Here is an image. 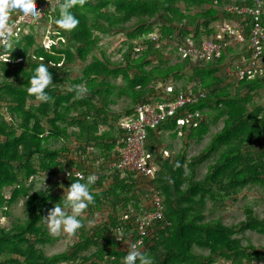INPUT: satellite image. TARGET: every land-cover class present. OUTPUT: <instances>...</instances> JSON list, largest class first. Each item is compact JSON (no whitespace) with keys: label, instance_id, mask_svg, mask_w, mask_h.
<instances>
[{"label":"trees","instance_id":"obj_1","mask_svg":"<svg viewBox=\"0 0 264 264\" xmlns=\"http://www.w3.org/2000/svg\"><path fill=\"white\" fill-rule=\"evenodd\" d=\"M182 1L199 6L208 0H86L83 7L72 9L80 24L69 33L55 24L59 10H51L57 4L54 0L43 20L44 25L53 27L55 34L50 40L54 43L49 48L38 44L36 29L27 27L20 32V44L9 61L0 60V208L8 207L4 213L9 218L6 225L0 224V264H123L130 244L140 239L136 225L121 218L131 209L135 215L153 210L154 194L149 183L164 197V220L155 223L138 248L153 256L155 264H215L222 260L257 264L264 260V246L243 244L247 232L264 235V217L248 209L247 218L235 226L225 225L221 219H206L208 199L216 205L254 184L264 187V107L256 101L259 91H264V79L236 85L226 75L218 76L219 70L228 65L230 47L211 62L193 64L183 59L179 47L187 45L188 40L200 44L204 38H211L216 23L226 14L223 0H211L212 8L196 15L181 12L177 6ZM42 2L35 0V7ZM156 21L159 31L154 30ZM153 33L160 35L159 48L149 39ZM97 34H123L127 46L118 50L120 57L116 60L101 51L99 57H92L83 75L72 80L69 65L87 61L88 49H101ZM140 40L146 48L137 53ZM171 56L177 61L172 63ZM40 63L48 66L53 76V85L46 89L52 97L49 103L37 101L27 91ZM120 76L123 87L117 84ZM69 80V91L60 95L58 87ZM170 81L175 84L173 97L189 87L210 92L207 99L184 108L185 112H201L204 119L197 128L184 130L182 137L176 118L149 129L147 149L156 160V177L152 181L125 177L111 166L118 157L120 123L134 115L135 106L160 102L161 85ZM77 84L87 89L79 100L71 90ZM124 97L131 100L130 106L116 112L113 106ZM221 119L223 127L212 135L207 147L188 159L191 142L203 140ZM101 126L108 129L102 132ZM166 133L183 141L179 153L165 150ZM59 141L62 146L55 147ZM251 147L259 148V152H249ZM204 162L207 173L198 178V167ZM68 170L83 171L85 180L90 174L98 176L92 186L95 202L85 214L92 220L95 211L107 212L106 220L88 228L87 219L81 217L84 226L76 237L78 241L66 252L47 256L38 247L51 240L44 219L56 204L62 205L64 198L52 189H32L37 178L54 175L60 177L54 188L62 186L66 192L77 181L66 177ZM23 197L27 198L26 220L14 222L11 208ZM239 235L243 236L237 238ZM199 248L209 249V253H198Z\"/></svg>","mask_w":264,"mask_h":264},{"label":"built area","instance_id":"obj_2","mask_svg":"<svg viewBox=\"0 0 264 264\" xmlns=\"http://www.w3.org/2000/svg\"><path fill=\"white\" fill-rule=\"evenodd\" d=\"M54 0H43L36 8L41 13L38 22L30 20L21 21L17 15L12 17L11 22L15 25V30L20 34L27 27L38 29L43 25L48 6ZM222 11L226 14L221 22L216 24V32L211 38H204L200 44L193 40H188L187 45L178 49V54L183 59H188L191 63H204L220 59L232 45H245L246 52L239 53V60L228 68L227 75L231 83L239 85L242 81L253 80L256 78L264 79V26L262 17L264 16V0H223ZM217 3V2H215ZM149 39L155 43L156 47L161 46L160 35L153 33ZM53 40H48L45 47L49 48ZM146 45L142 40L137 42L135 51L143 52ZM163 96L160 102L139 104L134 107V115L125 117L120 123L121 135L117 143V159L111 164L112 167L121 171L125 177L132 175L134 179L152 181L156 177V160L153 153L147 149L148 130L161 123L168 122L169 119L176 118L179 129V137H182L184 130L190 131L199 126L204 119L201 112H188L184 108L196 104L200 99H207L210 92L207 90H195L189 87L187 91L175 92L174 84L170 81L166 85H161ZM181 112V113H180ZM264 142V141H263ZM264 147V144H263ZM164 156L168 157L169 152L165 151ZM264 160V158H263ZM99 164V163H98ZM83 171H66V177L79 179L77 174ZM98 178V176H96ZM34 176L31 177V181ZM153 196V210L142 211L135 215L133 209L126 212L121 221L133 222L137 229L139 241L142 244L145 236H148L155 223L164 220L165 203L164 197L157 193L149 183ZM141 196V194H140ZM7 198V197H6ZM8 207L0 208V224L8 223V216L4 213ZM134 218V219H133ZM112 261H115L113 258ZM215 264H232L230 261H219ZM257 264H264V260Z\"/></svg>","mask_w":264,"mask_h":264},{"label":"rangeland","instance_id":"obj_3","mask_svg":"<svg viewBox=\"0 0 264 264\" xmlns=\"http://www.w3.org/2000/svg\"><path fill=\"white\" fill-rule=\"evenodd\" d=\"M211 0L209 1H202L200 2L201 5H190L186 2L182 1L178 4L177 8L181 12H186L191 15H196L198 13L207 11L208 9L212 8L211 6ZM217 22V21H216ZM218 24V23H216ZM160 23L154 22V30L159 31L160 30ZM36 33V40L38 44H45L46 41L50 40L52 38L53 33V27L50 24L42 25L38 29L35 30ZM97 36L98 39V47L101 49H88L90 52L88 54L87 61H80L73 64H70L68 67L69 73L71 74L72 80L74 78H80L83 75V70L86 68L87 65L93 62V56H100L101 51H106L107 54H109L110 57L113 59H119L118 50L122 47H126V37L123 34H116L114 36H106L103 34H100ZM125 42V43H124ZM174 45H172L173 47ZM103 48V49H102ZM174 48V47H173ZM170 46L168 49H173ZM169 51V50H168ZM79 50L75 51V54H77ZM81 52H86V49H82ZM172 57V56H171ZM177 60L175 57H172V63L176 62ZM218 76L224 78L226 73V67L221 68L219 70ZM3 73H0V80L2 79ZM71 80L66 82L65 84H62L58 87L60 95H65L71 86V83H69ZM114 82V80H113ZM117 84H119L121 87L124 86L125 82L122 76L119 77L117 80ZM174 84V83H173ZM175 85V84H174ZM2 88H0L1 90ZM261 92V94H260ZM256 101L260 102V105L264 107V91H259V97L256 99ZM131 100L128 97H124V100H119V104L117 106H113L114 110L116 112L119 111H126L127 108L130 106ZM30 105H34L33 102L29 103ZM35 104H39L35 102ZM227 117V115H226ZM223 119L219 120L216 124L212 126L211 132L203 138V140L199 142H191L189 149L187 150V157L188 159L197 157L202 153V151L207 147L208 143L210 142V139L213 134H215L216 131L221 129L223 127ZM108 127L101 126L100 130L106 131ZM164 147L165 150H168L169 152H173L174 154L179 153L184 148V143L180 138L173 139L171 138V135L169 133L164 134ZM63 144L62 141H59L58 143H54L55 147H61ZM249 152H259V148H250ZM207 173V162L202 163L197 170V177L203 178L205 174ZM60 180L59 176H48L44 175L43 177L37 178L34 182V186L32 189V192H35L36 190L39 191H47L49 189H52V192L60 194L64 196L66 192L64 191V187L58 186L57 188H54L55 183H59ZM251 187V186H250ZM26 197H23L20 199V201L16 204H14L11 208L13 221L16 222V220L24 222L26 220V214L24 212L25 210V201ZM215 201L207 200V211L208 214H206V219H221L222 222L225 225L228 226H235L239 224L241 221H244L248 216V209L252 210L253 213L260 218L264 217V187L260 184H254L251 188H248L247 190H244L240 195L236 197L227 198L225 201L218 203L215 205ZM107 212H99L95 211V215H93L92 220L88 219L87 214L82 216L83 218L87 219V227L90 228L93 225H100L106 220ZM45 226L48 228L47 222L45 221ZM49 231V229H48ZM51 240H48V242L44 245L38 246L39 249H42V251L47 256H53L57 255L63 252L68 251L69 247H71L75 242H77V238H68L65 234L61 233L59 235L53 236L50 234ZM243 235L237 236V238L241 237ZM243 244L244 245H254L256 247H263L264 246V235H258L257 232H247L244 236ZM198 253H202L204 255H207L209 253V249H196ZM88 254V253H87ZM86 254V255H87ZM224 261V260H222Z\"/></svg>","mask_w":264,"mask_h":264},{"label":"clouds","instance_id":"obj_4","mask_svg":"<svg viewBox=\"0 0 264 264\" xmlns=\"http://www.w3.org/2000/svg\"><path fill=\"white\" fill-rule=\"evenodd\" d=\"M85 3L86 0H57L56 6L52 7L51 10L56 12L58 7L59 18L55 19L58 28L69 33L76 30L80 20L72 9L77 5L83 7ZM13 14L17 15L21 21L27 19L33 23L38 22L41 18V13L35 8V0H0V46H2L0 60L3 61H9L12 51L17 49L20 44L19 33L11 22ZM230 59L228 57L225 73L227 77L228 68L234 69L233 66L236 64V61L229 63ZM51 85H53V76L48 66L40 63L31 77L30 87L27 91L37 101L49 103L52 101V97L46 89H49ZM71 90L75 93V99L77 100L84 98L87 93V89L83 84L74 85ZM176 167H180L179 162L176 163ZM77 175L79 179L71 183L70 187L66 189L62 205L56 204L44 219L47 222L50 234L53 236L63 233L68 238L77 237L84 226L81 217L85 215L86 209L95 202L92 186L97 180L96 175L90 174L86 180L82 174L78 173ZM123 264H155V260L153 256L138 248L136 244H130Z\"/></svg>","mask_w":264,"mask_h":264},{"label":"crops","instance_id":"obj_5","mask_svg":"<svg viewBox=\"0 0 264 264\" xmlns=\"http://www.w3.org/2000/svg\"><path fill=\"white\" fill-rule=\"evenodd\" d=\"M241 52H243L246 55H248V53L246 52L245 45H235V44H232L230 46V53H228V57L231 58L230 61H229V63H232V61H236L237 62L239 60V53H241ZM231 84H234V83H231Z\"/></svg>","mask_w":264,"mask_h":264}]
</instances>
